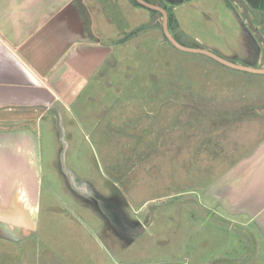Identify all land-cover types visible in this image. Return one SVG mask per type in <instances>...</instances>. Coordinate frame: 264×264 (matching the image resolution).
<instances>
[{
  "label": "rangeland",
  "instance_id": "1",
  "mask_svg": "<svg viewBox=\"0 0 264 264\" xmlns=\"http://www.w3.org/2000/svg\"><path fill=\"white\" fill-rule=\"evenodd\" d=\"M96 1L113 3L93 13L110 59L41 122L38 218L0 237V264H264V75L177 50L132 0ZM167 1L180 45L257 66L239 10Z\"/></svg>",
  "mask_w": 264,
  "mask_h": 264
},
{
  "label": "crops",
  "instance_id": "2",
  "mask_svg": "<svg viewBox=\"0 0 264 264\" xmlns=\"http://www.w3.org/2000/svg\"><path fill=\"white\" fill-rule=\"evenodd\" d=\"M93 13L88 0H0L1 238L34 230L42 184L41 122L61 121L110 59L112 48L93 28ZM253 171L262 180L264 162Z\"/></svg>",
  "mask_w": 264,
  "mask_h": 264
},
{
  "label": "flooded vegetation",
  "instance_id": "3",
  "mask_svg": "<svg viewBox=\"0 0 264 264\" xmlns=\"http://www.w3.org/2000/svg\"><path fill=\"white\" fill-rule=\"evenodd\" d=\"M223 4H228L232 8L240 11L243 23L245 25V36L250 45L258 50L259 55L257 58L256 68L264 67V0H221ZM152 4L163 7L166 0H152ZM95 9L104 12L105 8L100 6L99 2L95 0ZM150 3V2H149ZM163 4V5H161ZM90 6V5H89ZM100 6V7H97ZM91 7V6H90ZM250 40V41H249Z\"/></svg>",
  "mask_w": 264,
  "mask_h": 264
},
{
  "label": "water",
  "instance_id": "4",
  "mask_svg": "<svg viewBox=\"0 0 264 264\" xmlns=\"http://www.w3.org/2000/svg\"><path fill=\"white\" fill-rule=\"evenodd\" d=\"M132 1H134L138 5L144 7L148 10H151L153 12H157L161 15L163 34H164L165 38L167 39V41L177 50L182 51V52L200 54V55L207 56V57L215 60L216 62H218V63H220L226 67L237 70V71H243V72L257 74V75H264V67L256 68V67H251V66L235 64L231 61H228L224 58H221L220 56H218V55H216V54H214L208 50H204V49H200V48H187V47L180 45L175 40V38L170 34L169 27H168V14L163 7L149 3V2H146L145 0H132ZM142 231H144V228L140 227L136 230H129L128 232H130V234H136V233H139Z\"/></svg>",
  "mask_w": 264,
  "mask_h": 264
},
{
  "label": "trees",
  "instance_id": "5",
  "mask_svg": "<svg viewBox=\"0 0 264 264\" xmlns=\"http://www.w3.org/2000/svg\"><path fill=\"white\" fill-rule=\"evenodd\" d=\"M146 2H149L148 0H145ZM134 2V1H133ZM134 4L138 5L137 3L134 2ZM163 5V4H161ZM163 8L166 10L167 14H168V27L170 26H174V23L176 24V20L173 16V14H170L167 10V7L163 5ZM157 13V12H155ZM126 39V38H125Z\"/></svg>",
  "mask_w": 264,
  "mask_h": 264
}]
</instances>
